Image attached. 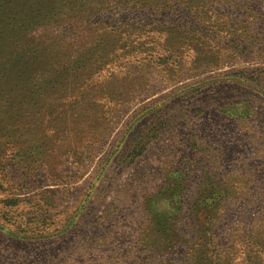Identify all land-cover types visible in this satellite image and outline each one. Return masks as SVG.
Returning a JSON list of instances; mask_svg holds the SVG:
<instances>
[{
  "label": "rangeland",
  "instance_id": "rangeland-1",
  "mask_svg": "<svg viewBox=\"0 0 264 264\" xmlns=\"http://www.w3.org/2000/svg\"><path fill=\"white\" fill-rule=\"evenodd\" d=\"M68 1L0 0V264H264V0Z\"/></svg>",
  "mask_w": 264,
  "mask_h": 264
},
{
  "label": "trees",
  "instance_id": "trees-1",
  "mask_svg": "<svg viewBox=\"0 0 264 264\" xmlns=\"http://www.w3.org/2000/svg\"><path fill=\"white\" fill-rule=\"evenodd\" d=\"M145 1V0H142ZM168 1V0H166ZM54 4L58 5V3L56 2V0H54ZM59 4V7H60ZM86 10L90 13L89 18H91V22L88 24L92 25L94 23H97L99 20L98 16H100L101 14H103L106 10H108L110 8L111 5H113V3H110L109 0H69L67 3L64 4L65 7H67L68 10L70 11H74L73 8H78L80 11H85V6ZM90 5H92L90 7ZM48 11L50 12H55L53 10V8L49 9ZM32 13V11L30 12V14ZM27 13H24V15H26ZM22 16L20 17V20ZM81 18V17H80ZM79 16L78 14L72 18H67V19H63V20H57L56 18H53V22L51 23V26L54 28L53 33H54V40H58L59 42H53L55 44H58V46H56L59 50L63 51L62 48V44L64 42H69V43H73L76 44L77 43V37L78 34H73L71 31V28L79 22ZM70 28V29H69ZM62 41V42H61ZM61 42V43H60ZM147 137H151L148 136ZM149 138H147V140H149ZM179 184V183H178Z\"/></svg>",
  "mask_w": 264,
  "mask_h": 264
}]
</instances>
